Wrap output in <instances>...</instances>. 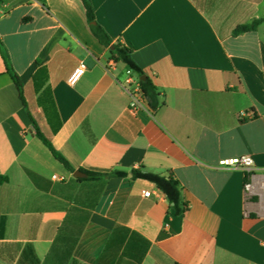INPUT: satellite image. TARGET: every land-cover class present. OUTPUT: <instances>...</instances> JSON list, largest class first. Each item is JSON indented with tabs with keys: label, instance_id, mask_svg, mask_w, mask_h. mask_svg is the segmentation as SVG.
Segmentation results:
<instances>
[{
	"label": "crops",
	"instance_id": "crops-1",
	"mask_svg": "<svg viewBox=\"0 0 264 264\" xmlns=\"http://www.w3.org/2000/svg\"><path fill=\"white\" fill-rule=\"evenodd\" d=\"M89 1L163 105L130 108L129 68L93 35L82 0H4L0 39L27 107L0 53V264H264V20L233 34L264 19V0ZM41 69L56 133L38 103ZM244 155L251 178L222 165ZM81 169L128 176L89 181ZM134 169L174 177L185 213Z\"/></svg>",
	"mask_w": 264,
	"mask_h": 264
},
{
	"label": "trees",
	"instance_id": "trees-1",
	"mask_svg": "<svg viewBox=\"0 0 264 264\" xmlns=\"http://www.w3.org/2000/svg\"><path fill=\"white\" fill-rule=\"evenodd\" d=\"M83 4L86 8V15L89 27L93 33V35L97 38V40L106 48L109 49L111 53V58L115 62L124 63L135 75L139 78L145 74V71L135 62L132 57V50L127 46L123 45L121 42L113 43L112 38L105 31V29L97 22L96 16L93 10V7L89 0H82ZM4 0H0V6L3 4ZM263 18L256 19L250 24H244L238 26L233 34L240 35L249 31H255L259 27V25L263 22ZM111 47H114L113 49ZM0 53L5 61L7 73L10 75L11 79L15 83L20 98L27 107V102L24 96L23 83L18 76V74L13 70L10 57L7 50L4 47L2 40L0 39ZM36 90L39 93L38 103L43 109L45 116L53 130L56 133L61 126V121L59 118V114L56 108V104L54 98L52 96L51 90L49 87L45 86L48 81V75L46 70H39L34 75ZM140 89L143 94V97L147 101V104L154 114L157 110L163 105L161 101V93L159 88L155 85L152 79L148 76L145 80H140ZM33 121V129L35 131V135L49 148L53 156L61 162L68 170L74 171L73 167L69 164L68 160L60 153L53 145L52 141L45 136L37 122ZM82 172L87 174V178L85 180L89 181H100L109 178H119V177H127L128 173L125 171L114 170L110 173H96L87 171L85 169H81ZM132 179H144L154 183L159 189H161L166 195L171 207L175 210L177 215H182L187 210V204L183 203L181 199V186L180 183L171 176H163L155 173H151L145 171L144 169H134L132 170ZM8 182V177L4 175H0V185L6 184Z\"/></svg>",
	"mask_w": 264,
	"mask_h": 264
},
{
	"label": "built area",
	"instance_id": "built-area-1",
	"mask_svg": "<svg viewBox=\"0 0 264 264\" xmlns=\"http://www.w3.org/2000/svg\"><path fill=\"white\" fill-rule=\"evenodd\" d=\"M87 70L85 63H80L79 66L74 70L69 81L75 83ZM125 90L131 95L130 108L132 110H138L143 108V94L140 89V79L130 69L128 71V78L125 83ZM222 165L226 167H234L247 173L248 177L251 178L253 171L255 170V160L251 155H244L241 157L227 159L222 161ZM245 190L251 192L252 182H247ZM150 192H145V196H150Z\"/></svg>",
	"mask_w": 264,
	"mask_h": 264
},
{
	"label": "water",
	"instance_id": "water-1",
	"mask_svg": "<svg viewBox=\"0 0 264 264\" xmlns=\"http://www.w3.org/2000/svg\"><path fill=\"white\" fill-rule=\"evenodd\" d=\"M112 49L114 48V47H111ZM147 78V76L146 75H143V76H141L139 79L141 80V81H143V80H145ZM74 176L75 177H77V178H84V177H86V174L85 173H83V172H81V171H76L75 172V174H74ZM132 176V174H130V177Z\"/></svg>",
	"mask_w": 264,
	"mask_h": 264
}]
</instances>
